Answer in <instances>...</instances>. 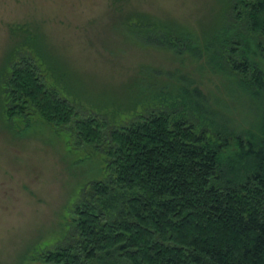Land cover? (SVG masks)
<instances>
[{"label": "trees", "instance_id": "trees-1", "mask_svg": "<svg viewBox=\"0 0 264 264\" xmlns=\"http://www.w3.org/2000/svg\"><path fill=\"white\" fill-rule=\"evenodd\" d=\"M223 22L202 39L160 22L128 33L181 68L188 59L196 73L222 76L228 98L255 109L247 129L235 128L226 98L180 68L158 74L165 85L146 83L144 114L115 125L82 117L30 58L12 64L5 118L37 115L104 158V177L83 187L69 236L46 264H264V66L255 52L264 0H230Z\"/></svg>", "mask_w": 264, "mask_h": 264}, {"label": "rangeland", "instance_id": "rangeland-1", "mask_svg": "<svg viewBox=\"0 0 264 264\" xmlns=\"http://www.w3.org/2000/svg\"><path fill=\"white\" fill-rule=\"evenodd\" d=\"M229 12L230 0H0V264H46L69 236L83 187L105 175L103 155L78 147L62 129L37 115L5 118L2 82L12 64L30 58L82 117L115 125L144 114L146 83L165 85L158 74L180 68L204 93L226 98L235 128L247 129L255 109L228 98L222 76L200 75L188 59L181 68L172 53L128 33V26L160 22L207 38ZM255 44L264 66V38Z\"/></svg>", "mask_w": 264, "mask_h": 264}]
</instances>
